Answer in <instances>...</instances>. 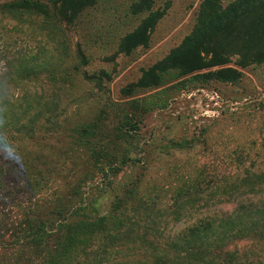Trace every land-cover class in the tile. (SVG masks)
<instances>
[{
    "label": "rangeland",
    "instance_id": "374dc122",
    "mask_svg": "<svg viewBox=\"0 0 264 264\" xmlns=\"http://www.w3.org/2000/svg\"><path fill=\"white\" fill-rule=\"evenodd\" d=\"M14 1L19 0H0V106L28 91L49 102L43 110L50 107L54 118L39 125L31 142L19 144L23 157L8 167L17 174L8 181L21 182L15 194L0 201L4 224L24 220V209L46 214L57 204L61 211L65 205L76 208L84 198L97 201L99 216L107 215L116 193L98 176L91 152H117L115 138L126 130L137 136L129 140L135 161L114 178L113 187L142 183L155 213H162L158 220L164 219L179 192L197 187L209 192L249 167L264 171V63L240 69L232 60L225 68L242 73L237 84L203 83L195 75L178 79L171 73L161 88L136 86L144 71L192 33L203 0H155L154 11L162 13V19L148 43L129 55L119 54V44L146 17L132 14L135 0H98L74 25L61 27L31 13L8 11L5 6ZM25 69L37 72L39 80L16 79ZM126 118L129 123L123 127ZM134 125L139 127L137 135ZM88 126L93 127L89 141L81 138ZM255 200H264V195ZM129 203L133 213L135 203ZM236 207L225 203L204 208L169 229L177 235L195 219L223 216ZM11 255L0 254V264H9ZM257 256L264 261V250Z\"/></svg>",
    "mask_w": 264,
    "mask_h": 264
},
{
    "label": "trees",
    "instance_id": "16d2710c",
    "mask_svg": "<svg viewBox=\"0 0 264 264\" xmlns=\"http://www.w3.org/2000/svg\"><path fill=\"white\" fill-rule=\"evenodd\" d=\"M224 1L203 0L192 33L163 61L144 71L136 86L144 90L161 88L171 73L178 79L195 75L203 83L237 84L242 73L225 68L232 60L240 69L263 64L264 0H235L227 6ZM97 3L98 0H19L5 7L43 17L61 27V23L74 25ZM154 6L155 0H135L132 14L146 17L122 39L119 54L129 55L148 43L163 16L154 11ZM77 53L88 65L85 55L80 50ZM38 77L37 72L25 69L16 79L38 81ZM102 77L106 74L102 73ZM88 80L101 82L102 78ZM28 93L14 96L13 102L0 106V201L15 194L21 182L16 184L7 178L17 175L8 167L17 156L23 157L19 144L31 142L40 124L53 122L50 107L43 110L49 102ZM128 123L126 118L123 127ZM92 129L88 126L83 130L81 138L89 141ZM132 131L137 135L139 127L132 126ZM129 133L126 130L116 136V153L91 149L98 176L104 179L106 188L116 193L110 212L99 216L97 201L84 198L76 208L64 204L61 211L57 204L46 214L24 209V220L16 224L10 220L4 224L0 218V254H12L9 264H264L257 258V253L264 250V200H255L264 195V171L257 173L249 167L226 177L224 183L209 192H201L198 187L179 192L164 219L158 220L162 213H155L148 193H142V183L131 186L121 182L113 187L114 178L135 161L129 140L137 136ZM6 188L10 190L5 192ZM130 199L135 203L133 213H129ZM225 203H237V207L223 216L195 219L172 236V224L187 223L191 213Z\"/></svg>",
    "mask_w": 264,
    "mask_h": 264
}]
</instances>
